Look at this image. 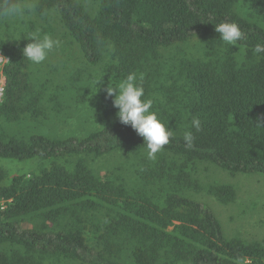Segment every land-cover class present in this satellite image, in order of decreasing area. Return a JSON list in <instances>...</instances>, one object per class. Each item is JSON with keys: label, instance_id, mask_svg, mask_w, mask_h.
Listing matches in <instances>:
<instances>
[{"label": "trees", "instance_id": "16d2710c", "mask_svg": "<svg viewBox=\"0 0 264 264\" xmlns=\"http://www.w3.org/2000/svg\"><path fill=\"white\" fill-rule=\"evenodd\" d=\"M23 1L0 0V8ZM238 1L97 0L94 12L77 0L35 1L37 13L58 14L89 64L111 56L106 71L113 82L143 73L144 98L151 71L160 73L156 65L164 50L198 38L205 53L201 59L179 58L162 72L173 79L165 88L172 103L160 117L173 130L161 150L171 158L144 159L137 189L94 172L87 162L146 150L143 138L119 122L105 91L95 104L100 128L84 136L15 137L0 125V158L38 161L36 169L10 179L0 168V264H264V240L226 237L212 208L183 194L185 188L201 189L191 177L195 161L230 174L264 175V52L254 51L264 43V28L235 11ZM249 2L253 15L264 19V0ZM221 21L237 23L246 38L238 46L224 44L214 26ZM26 36L0 37L4 122L46 114L43 90L31 82L30 61L23 57ZM49 98L52 111L59 112L57 96ZM181 116L187 125L176 131ZM193 117L201 121L199 131L191 127ZM185 131L195 138L191 149L182 139ZM207 192L223 204L236 196L228 184H211ZM32 216L41 220L38 226L25 225ZM126 242L132 245L131 263L120 260Z\"/></svg>", "mask_w": 264, "mask_h": 264}, {"label": "rangeland", "instance_id": "374dc122", "mask_svg": "<svg viewBox=\"0 0 264 264\" xmlns=\"http://www.w3.org/2000/svg\"><path fill=\"white\" fill-rule=\"evenodd\" d=\"M36 0H25L19 4L33 5ZM88 11L94 12L97 8V0H77ZM249 0H239L235 11L250 21L258 23L264 28V19L255 17L251 11ZM39 29L41 35H51L61 41V46L49 54L41 64L30 62V80L35 88L43 90L42 106L45 115L32 118L29 115L18 122H4L0 125L6 133L15 137H27L31 133H44L49 136L64 138L67 136H84L87 133L100 128V114L95 104L97 96L105 91L107 82L113 83L106 68L111 63L108 54L99 64H89L82 56L78 44L70 37L60 21L58 14L49 10L37 13L35 10L23 17H0V37L21 38ZM222 45H218V51L222 52ZM205 53L204 42L198 38L183 44L180 48H169L163 51V57L157 70H151V90L146 99L153 101V111L161 117L162 109H166L172 103L165 94V88L172 84L173 79H164L162 72L167 71L173 62L187 56L189 58H202ZM101 78L97 85V91L93 86L94 81ZM55 94L62 108L59 112L52 111V101L49 96ZM161 110V111H160ZM160 115V116H159ZM181 116L175 121V130L182 131L187 125ZM171 155L160 151L157 159ZM147 159L146 150L139 151L135 155L130 152H114L98 158L87 159L88 165L99 174L118 178L124 182L127 188L137 189L142 182L138 179V172L142 168L143 160ZM42 165V163H40ZM38 167L37 160L15 161L0 158V168L10 179L15 174L28 172ZM191 177L201 186L200 190L185 188L183 194L195 200L207 203L217 216L224 235L228 238L238 237L244 241L264 240V175L259 173L242 174L222 170L210 162L195 161L191 163ZM211 184H228L235 190L233 202L223 204L218 202L207 192ZM41 220L35 216L27 218L26 226L39 225ZM132 245L126 242L120 260L131 263ZM64 264H81L77 261H64Z\"/></svg>", "mask_w": 264, "mask_h": 264}, {"label": "clouds", "instance_id": "9594fccd", "mask_svg": "<svg viewBox=\"0 0 264 264\" xmlns=\"http://www.w3.org/2000/svg\"><path fill=\"white\" fill-rule=\"evenodd\" d=\"M35 10V5H21L18 3H6L0 8V17L17 18ZM215 26L219 39L226 45L238 46L245 39V33L235 22L221 21ZM19 38V37H18ZM29 40L22 49L23 57L33 64L43 63L54 50L61 46V41L51 35H41L39 29L26 36ZM254 51L259 54L264 52V43H257ZM102 76L94 81L95 92L100 84ZM144 74L135 71L129 72L122 79L114 81L105 88L106 97L112 99L113 107L117 109L116 116L120 123L130 125L136 133L143 138L147 159L154 161L156 154L160 152L173 137L172 128L166 126L156 111H153V101L144 98L143 87ZM191 127L197 131L201 129V121L193 117ZM185 147L191 149L194 146L192 131H185L182 137Z\"/></svg>", "mask_w": 264, "mask_h": 264}, {"label": "built area", "instance_id": "2783aa9c", "mask_svg": "<svg viewBox=\"0 0 264 264\" xmlns=\"http://www.w3.org/2000/svg\"><path fill=\"white\" fill-rule=\"evenodd\" d=\"M4 61H5V58L0 54V100L2 99L3 89H4V84H5V77L1 69Z\"/></svg>", "mask_w": 264, "mask_h": 264}]
</instances>
